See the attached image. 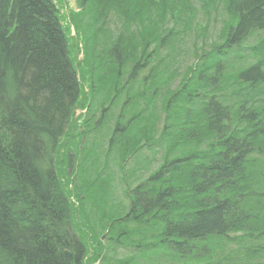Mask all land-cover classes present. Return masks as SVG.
Here are the masks:
<instances>
[{"label":"trees","instance_id":"16d2710c","mask_svg":"<svg viewBox=\"0 0 264 264\" xmlns=\"http://www.w3.org/2000/svg\"><path fill=\"white\" fill-rule=\"evenodd\" d=\"M106 1L84 35L91 96L64 184L81 72L53 0H0V264H160L159 246L165 264H264V0H222L207 51L185 50L145 0ZM111 6L124 33L95 22Z\"/></svg>","mask_w":264,"mask_h":264},{"label":"rangeland","instance_id":"374dc122","mask_svg":"<svg viewBox=\"0 0 264 264\" xmlns=\"http://www.w3.org/2000/svg\"><path fill=\"white\" fill-rule=\"evenodd\" d=\"M53 1L59 9V15L61 16L62 24L68 36L70 44V55L75 61V63L78 64V70L79 72H81L79 78L81 106L77 105V107L73 111L70 132L65 138L61 140V144L57 151L56 158L58 164V174L61 177L62 182L66 184V177L64 176V173L69 172V164L70 170L72 171L75 161L77 162L78 146L80 144V136L83 130L82 123L83 120L86 118L87 105L91 96L89 92V80L87 78V75L85 74L84 76H82V70H84V66L82 64L83 48L84 44L86 43L84 35L90 33L91 30L89 26L93 22V20H91L92 14L97 8H100V6L98 5V3L94 4L93 0V6L91 5V0H84V6H80V1L82 0ZM145 2H148L150 6L151 16L149 15V17L152 20L156 19L157 21H159V24H165L166 28L169 29L168 31H171V34H169V36H173L174 34H176L177 36L174 35L176 38V42L182 40V46L183 48H185V50H192V45L194 43H203V45H201V49L207 51L211 48L213 44L212 42H214L215 45H218L220 43V33L227 25L226 16L222 12V0H145ZM110 3L111 0L109 2H104V8H106L107 6L110 7ZM115 3L114 6H116ZM114 6H111V8ZM119 7L117 13H115L112 8L111 11L107 10L105 12V17L102 16L103 14H101V16L99 15L95 19V22H102L105 20L104 24L106 26V29L104 30H107L109 33L114 35L124 33V23L122 22L123 18L121 15H119L122 10H120ZM127 8H129V11L132 10V6H128ZM129 13L132 14L131 12ZM74 14H76V16H74ZM133 26L134 25L130 26L129 28L132 34L136 33L135 27ZM81 28L83 29V31H81ZM204 36H206L207 39H205ZM255 41L256 39L252 37L249 39V43H246L253 44L255 43ZM179 46L181 47V44H179ZM194 58L195 56L193 51L191 53H188L187 56H185L184 58L183 67L185 68L186 66L192 64ZM145 72L146 70L142 71V73ZM177 83L178 81L174 83V85H176ZM69 156L71 157L70 163H68ZM154 165L152 166V168H154ZM100 166L101 168H104V165L101 164ZM129 166H132L131 162L128 164V166H126V168ZM114 170L116 172V169ZM69 187L71 188L70 185ZM122 187L123 186L118 182L117 178H115L114 197L116 199L122 197L123 200ZM70 200L74 204V206H77V202L74 197H71ZM73 220L77 230L82 235H84V239L88 248H91V240L88 238L84 226L85 222L81 219L80 215L78 216L76 214ZM105 234L106 233H103L101 237L103 241L106 237ZM105 249L108 252L107 254L109 258L122 260L123 258L131 257V259L133 258V260L139 262V259L137 260V257H135V255L130 256L134 254V251L132 249L115 247V250L111 249L112 251H108L107 243ZM148 251L150 256L162 254L163 257L160 258V256H158L162 262L160 260L158 262L160 264L166 263L167 251L164 246H159V248L157 249H151ZM141 262H144V260H142ZM105 264H111V261L105 262Z\"/></svg>","mask_w":264,"mask_h":264}]
</instances>
